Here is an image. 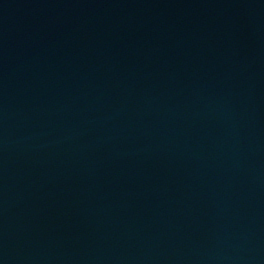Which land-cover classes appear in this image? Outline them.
<instances>
[{
  "label": "water",
  "instance_id": "water-1",
  "mask_svg": "<svg viewBox=\"0 0 264 264\" xmlns=\"http://www.w3.org/2000/svg\"><path fill=\"white\" fill-rule=\"evenodd\" d=\"M0 264H264V0H0Z\"/></svg>",
  "mask_w": 264,
  "mask_h": 264
}]
</instances>
